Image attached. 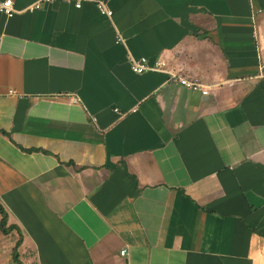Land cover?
Instances as JSON below:
<instances>
[{
    "label": "crops",
    "instance_id": "crops-1",
    "mask_svg": "<svg viewBox=\"0 0 264 264\" xmlns=\"http://www.w3.org/2000/svg\"><path fill=\"white\" fill-rule=\"evenodd\" d=\"M102 1L0 14V264H264V0Z\"/></svg>",
    "mask_w": 264,
    "mask_h": 264
},
{
    "label": "built area",
    "instance_id": "built-area-1",
    "mask_svg": "<svg viewBox=\"0 0 264 264\" xmlns=\"http://www.w3.org/2000/svg\"><path fill=\"white\" fill-rule=\"evenodd\" d=\"M55 1L73 2L76 8H79L82 3V0H35L34 2L25 6L24 8L17 9L14 5L13 0H0V14L4 15L7 18H10L18 12H33L41 9L44 5L53 3ZM90 1H93L95 3L97 10L102 15H105L107 17L112 16V10L106 5L104 1L102 0H90ZM123 41H124L123 37L120 34H118L116 36V42H123ZM130 68L135 73H142L148 70H162L161 64L159 62H154L151 64L145 57H140L138 59L131 58ZM260 71H261L260 75L264 76V66L260 68ZM171 78L189 89L200 91L202 94H207V90L203 89L204 85L195 79H190L188 77L181 76L176 73L171 74ZM10 92L13 91L10 90ZM125 252L126 249L124 248L120 250L119 254L125 255Z\"/></svg>",
    "mask_w": 264,
    "mask_h": 264
},
{
    "label": "trees",
    "instance_id": "trees-1",
    "mask_svg": "<svg viewBox=\"0 0 264 264\" xmlns=\"http://www.w3.org/2000/svg\"><path fill=\"white\" fill-rule=\"evenodd\" d=\"M0 214H1V219H0V230L4 233V234H7L9 233L10 231H12L13 229H17L18 228L15 226V225H7V215H6V212L1 208L0 206ZM19 234H20V231L18 230ZM21 243V236L19 237V239L17 240L16 244H15V247L13 249V252H12V258L14 260V262H16L17 264H22L19 259H18V252H17V249L19 247Z\"/></svg>",
    "mask_w": 264,
    "mask_h": 264
}]
</instances>
